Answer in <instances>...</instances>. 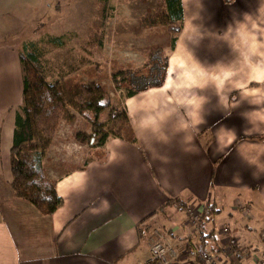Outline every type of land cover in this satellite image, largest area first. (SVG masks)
<instances>
[{
  "label": "crops",
  "instance_id": "0c3cea01",
  "mask_svg": "<svg viewBox=\"0 0 264 264\" xmlns=\"http://www.w3.org/2000/svg\"><path fill=\"white\" fill-rule=\"evenodd\" d=\"M17 1L19 7L24 2ZM7 2L0 0V264H152V231L158 229L187 261L195 247L220 252L225 227L238 246L224 264H253L264 232V140L254 139L264 135V88L252 89L253 99H236L231 112L230 97L240 92L213 88L212 82L218 76L221 82L245 77L227 75L230 63L243 74H264V0H182L183 30L168 56L164 85L123 103L137 142L112 122V107L103 111L99 123L108 127L109 138L80 167L56 173L53 185L63 204L52 215L12 187L11 149L25 76L30 65L50 85L74 79L94 64L98 49L92 46L93 30L86 33L84 10L64 17L59 12L48 27L21 37L13 32L15 20L5 30ZM215 16L225 18L222 27ZM232 40L241 43L230 54ZM31 46L42 53L37 62L27 58ZM184 60H199L205 72L197 73V81L208 86L179 83ZM62 126L63 121L43 164L66 135ZM192 206L212 213L199 234L186 214Z\"/></svg>",
  "mask_w": 264,
  "mask_h": 264
},
{
  "label": "rangeland",
  "instance_id": "374dc122",
  "mask_svg": "<svg viewBox=\"0 0 264 264\" xmlns=\"http://www.w3.org/2000/svg\"><path fill=\"white\" fill-rule=\"evenodd\" d=\"M5 1H10L12 4L10 5L7 2L8 4L5 7V30L8 31L11 28L9 24L15 20L18 23L15 25L13 32H18L21 37L32 36L34 31H40L43 27H48L49 21L52 19L51 21L53 22L59 16V12L64 17L68 15V12L75 13L78 11L81 14L83 10L85 13L86 33H92V30L94 33L92 46L98 49V52L94 55V64L86 68L82 74L74 79L62 82L67 87V107L62 118V132L66 135L57 141V148L51 153V157H47L44 163L46 175L44 185L52 186L56 173H64L78 168L84 159H89L93 156V149L96 148L94 144L97 141L96 139L99 138L93 137L94 126L87 116L80 113V106L75 95L77 93L83 94L82 87L85 85H100L106 94L103 104L109 102L112 108L123 111V103L128 91L125 87L120 89L114 84L112 80L113 73L119 70H131L144 75L146 82L153 79L152 76V78L148 79L149 67L154 63L152 61L154 57L152 52L156 49H161L158 63L161 67L165 57L171 54L170 40L175 36L172 32L173 27L163 25L166 13L165 0H32L31 4L34 3L36 6L33 7L30 4L32 8H29V4L25 3L27 0H24L20 7L17 0ZM228 2L229 0H225L224 4ZM215 14L217 15V13ZM213 19L217 23L218 28L225 23V18L222 16H215ZM97 30L98 32H96ZM224 30L222 29L221 31L224 32ZM96 33H99V41L95 38ZM219 40L229 42L224 37L219 38ZM247 40V38L243 39L244 42ZM231 42L232 45H229L230 54L235 51L234 48L236 46L240 50L241 43L238 41L237 45V41L232 40ZM255 43H257V40ZM254 44H250L252 50L256 48V44ZM235 55L236 53L233 54V56ZM232 61L228 60V62ZM237 61L235 65H238L241 60ZM199 63V60H184L181 62L182 66H180V74H178L179 83L181 81L186 85H196V89L199 87L204 88L207 82L204 79L197 81V73L204 77L203 74L205 72L204 69L199 68ZM202 63L204 64V61ZM229 65L227 75L236 78L239 76L245 77L243 79H229L221 82L220 76H218V79L212 83L213 88H227L230 93L232 91L236 92V90L240 92L238 93L239 96L235 94L230 97V102L228 103L229 111L234 112L237 105L236 99H253L254 92L252 89L261 86V88H264V74L261 75L260 73L259 75L258 72H255L253 74L250 73V75L247 69L243 74L242 67L235 68L232 63ZM248 68L250 69L251 67ZM28 70L29 73L31 71L34 72L30 65ZM224 75L226 74L223 72ZM157 77L161 78V74H157ZM261 99L262 101L264 100V92H261ZM87 114L93 116L90 112ZM86 126L93 128L87 132ZM76 137L79 142H82L80 141L81 139L84 140V144L77 145L74 142ZM49 147L44 152V156L47 154ZM89 151H91L90 154L88 153ZM49 172H51L52 178L48 176ZM158 230L162 234L164 233V230ZM194 232L198 234L196 230ZM152 233L154 234L155 230Z\"/></svg>",
  "mask_w": 264,
  "mask_h": 264
},
{
  "label": "trees",
  "instance_id": "16d2710c",
  "mask_svg": "<svg viewBox=\"0 0 264 264\" xmlns=\"http://www.w3.org/2000/svg\"><path fill=\"white\" fill-rule=\"evenodd\" d=\"M165 5L166 13L163 25L173 27L172 32L175 36L170 40V50L173 52L183 30V4L182 0H165ZM152 53L154 54L152 59L154 63L149 67L148 79L151 76L153 79L150 81L146 82L144 75L131 70H119L113 73L114 84L120 89L125 87L128 91L126 97L131 98L149 89L160 88L164 85L169 57H165L164 63L160 67L158 63L161 49H156ZM26 55L30 62H37L42 57V53L33 46L26 48ZM157 74H161V78L157 77ZM82 90L83 94L75 95L80 106L79 111L91 120L94 126L93 137H99L96 139L94 147H102L109 138V132L107 126L99 123V116L103 111L110 109L112 105L109 102L103 104L106 94L100 85H85ZM66 100L67 87L65 83L50 85L36 73L32 71L26 73L24 101L16 115L11 149L12 187L20 198L32 203L44 215H52L63 204L54 185H44L46 175L43 158L44 152L60 127L67 107ZM88 112L93 116H89ZM111 119L112 122L121 123L122 134L125 138L133 143L137 142L126 112L112 108ZM254 139L264 140V135ZM179 205L186 207L183 203Z\"/></svg>",
  "mask_w": 264,
  "mask_h": 264
},
{
  "label": "built area",
  "instance_id": "2783aa9c",
  "mask_svg": "<svg viewBox=\"0 0 264 264\" xmlns=\"http://www.w3.org/2000/svg\"><path fill=\"white\" fill-rule=\"evenodd\" d=\"M241 210L245 214L250 213V209L246 206H242ZM186 214L189 218L191 226L200 233L201 225L204 222L205 217L211 216V211L209 210H200L195 207H188ZM222 233L226 237V240L223 244V247L220 252H214L207 249H201L199 247L193 248L189 251L187 261H181L179 253L177 250L167 244L164 240V235L156 230L153 234L151 241V257L149 262L152 264H224V258L231 254L233 250L237 249L238 242L236 236L232 233V230L229 227H225L222 230ZM260 247L257 253V256L254 258L253 264H262L264 258V232L260 235ZM189 259V260H188Z\"/></svg>",
  "mask_w": 264,
  "mask_h": 264
}]
</instances>
